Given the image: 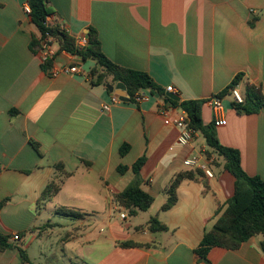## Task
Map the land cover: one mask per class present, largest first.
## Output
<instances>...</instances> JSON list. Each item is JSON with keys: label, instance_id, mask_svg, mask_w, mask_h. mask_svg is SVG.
<instances>
[{"label": "crops", "instance_id": "1", "mask_svg": "<svg viewBox=\"0 0 264 264\" xmlns=\"http://www.w3.org/2000/svg\"><path fill=\"white\" fill-rule=\"evenodd\" d=\"M25 3L0 0V203L6 200L0 233L20 235L13 248L0 252V264H25L19 248L28 264H264L261 236L238 250L215 247L205 261L196 255L205 232L233 198L235 178L200 132L182 146L180 130L165 126L161 115L167 108L187 118L167 94L179 103L206 101L239 74L242 96L248 86L264 95V0H51L49 24H64L73 37L95 29L110 61L152 78L162 95L150 94L140 104H113L106 86L92 87L82 60L68 52H58L54 66L77 65L84 73L46 72L31 47L40 34L23 12ZM222 101L220 143L239 150L246 173L264 181V108L239 115L230 95ZM104 104H111L109 112ZM202 118L205 126L214 124L207 105ZM124 144L130 149L121 156ZM144 155L142 189L154 203L121 220L114 196L134 175L118 167L131 168ZM191 158L213 160V178L184 181L176 205L162 211L171 180L194 170L184 165ZM51 182L60 185L59 193L41 199ZM61 207L84 216L61 217L55 213ZM49 212L60 226L53 244L45 227L57 219ZM153 217L168 230L151 232ZM127 242L139 246H122Z\"/></svg>", "mask_w": 264, "mask_h": 264}, {"label": "trees", "instance_id": "2", "mask_svg": "<svg viewBox=\"0 0 264 264\" xmlns=\"http://www.w3.org/2000/svg\"><path fill=\"white\" fill-rule=\"evenodd\" d=\"M50 1L27 0L31 8L29 18L40 34L39 38L33 37L31 44L33 50H40L42 40L48 37L54 38L58 52H68L74 56L83 57L82 62L86 66L92 87L122 83L126 86L131 102H133L134 95L142 90H146L151 95L154 93L162 95L161 89L147 73L127 69L110 61L103 53L99 35L95 29L91 28L86 35L87 45L80 47L75 37L61 30L58 25L49 24L48 17L53 14ZM42 67L46 72H49L51 63L47 62ZM242 77V74L237 75L219 96L230 95L231 90L241 83ZM243 98L244 101L241 104L231 103V108L239 115L257 114L264 108V95L261 89L255 86H248ZM170 102L187 114V125L202 134L207 147L225 160L224 169L235 178L233 198L228 202L225 211L218 217L213 227L205 232L200 245L195 250L196 255L205 261L210 251L215 247L238 250L243 243L257 236L263 238L261 244L264 252V181L257 176L252 177L246 173L242 166L239 150L223 146L220 143L215 122L209 126L204 125L202 109L205 101ZM34 145L38 149V145ZM129 149L128 144L122 145L120 155L125 156ZM146 162L147 158L144 155L131 168L123 165L118 167L119 173L125 174L131 171L134 175L133 181L121 193L114 196L115 203L124 208L132 217L139 212L148 211L154 203V198L142 189L141 169ZM0 170H2L1 164ZM204 175V172L199 169L178 173L166 189L168 198L162 206V211H168L176 205L178 201L177 189L184 181L196 180ZM60 189L59 184L51 182L42 192L41 199H51L59 193ZM5 203L6 200L0 203V210ZM55 213L61 217L73 219H80L84 216L81 212L64 207L58 208ZM147 227L151 232L168 230L156 217L149 220ZM14 246L10 235L0 233V252H5ZM122 246L134 247L139 245L127 242L123 243ZM19 251L23 262L25 264L30 263L25 250L19 248Z\"/></svg>", "mask_w": 264, "mask_h": 264}, {"label": "built area", "instance_id": "3", "mask_svg": "<svg viewBox=\"0 0 264 264\" xmlns=\"http://www.w3.org/2000/svg\"><path fill=\"white\" fill-rule=\"evenodd\" d=\"M23 12L26 16H29L31 13V8L28 3L23 5ZM59 28L64 32L70 34L69 29L62 23H57ZM71 35V34H70ZM78 46L84 47L87 45L88 39L87 36H79L75 37ZM55 45H57L54 38L48 37L41 41V47L39 53L41 55L42 63L45 64L47 62L51 63V67L49 70V74L52 77H58L61 74L65 75H74L84 73V70L81 66H63L57 68L54 66L55 58L58 53V50L55 49ZM168 92H172L173 88L168 87ZM230 96L233 99V102L243 103L244 98L241 93L237 90V88H233L230 92ZM150 100V94L146 90H142L137 92L133 97V102L135 104H140L142 102H146ZM119 99L113 96L112 103H118ZM205 105L209 106L214 114V122L216 127L222 126L225 124L224 116H223V101L222 97L217 95L213 96L205 101ZM111 108V104H104L102 106V110L104 112H109ZM161 115L164 120V125L169 127H176L180 130V136L178 138V142L182 146L189 145L195 138L197 131L191 129L186 122V118L182 114H175L171 109L162 108ZM213 160L207 159V161H201L200 158H191L184 161V165L189 169H199L204 172L205 176L208 178H213V173L209 168V164H211ZM117 209L119 210V217L121 220L127 219V211L117 205ZM19 235H15L12 237V241H19Z\"/></svg>", "mask_w": 264, "mask_h": 264}, {"label": "water", "instance_id": "4", "mask_svg": "<svg viewBox=\"0 0 264 264\" xmlns=\"http://www.w3.org/2000/svg\"><path fill=\"white\" fill-rule=\"evenodd\" d=\"M79 59L83 60V57H79ZM106 88L112 94V96L117 97L119 100L124 101V102L130 101L129 96H127V94H126V86L124 84H122V83H118L116 85L107 84ZM167 98L170 100L179 101L178 98H175L171 94H167ZM180 112L182 113L183 110L180 109Z\"/></svg>", "mask_w": 264, "mask_h": 264}, {"label": "rangeland", "instance_id": "5", "mask_svg": "<svg viewBox=\"0 0 264 264\" xmlns=\"http://www.w3.org/2000/svg\"><path fill=\"white\" fill-rule=\"evenodd\" d=\"M49 215H51L50 217L51 218H53V220H55L54 218H56L55 217V214L54 213H52V212H49ZM54 216V217H53ZM57 220H55L56 221V224L54 225L53 224V226H51V227H45V229L49 232V234H50V236H49V240H50V243L49 244H53L54 243V238H55V235L56 234H58L59 233V229H60V226L59 225H57V221H58V218H56ZM51 224V223H50ZM53 230H55V234L54 235H52V233H53Z\"/></svg>", "mask_w": 264, "mask_h": 264}]
</instances>
